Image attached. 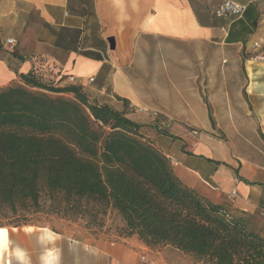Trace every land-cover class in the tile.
Masks as SVG:
<instances>
[{
  "label": "crops",
  "instance_id": "1",
  "mask_svg": "<svg viewBox=\"0 0 264 264\" xmlns=\"http://www.w3.org/2000/svg\"><path fill=\"white\" fill-rule=\"evenodd\" d=\"M227 1L243 16L218 18ZM263 31L264 0H0V89L33 73L125 110L184 185L263 233L264 62L251 51ZM16 231L0 226V264H38ZM55 242L43 264H205L120 231L95 240L42 228L38 243Z\"/></svg>",
  "mask_w": 264,
  "mask_h": 264
},
{
  "label": "trees",
  "instance_id": "2",
  "mask_svg": "<svg viewBox=\"0 0 264 264\" xmlns=\"http://www.w3.org/2000/svg\"><path fill=\"white\" fill-rule=\"evenodd\" d=\"M20 78L24 85L0 89V214H20L15 228L41 209L43 181L49 198L76 211L83 201L117 211L120 232L152 249L171 246L205 264H264V232L184 185L125 110L79 86Z\"/></svg>",
  "mask_w": 264,
  "mask_h": 264
},
{
  "label": "rangeland",
  "instance_id": "3",
  "mask_svg": "<svg viewBox=\"0 0 264 264\" xmlns=\"http://www.w3.org/2000/svg\"><path fill=\"white\" fill-rule=\"evenodd\" d=\"M185 57L189 51L183 49ZM180 52V53H182ZM41 209L37 213L27 214V225L18 227V231L12 233V239L24 238V243L32 242L37 247L36 256L38 264H43V257L48 249H56L53 245L38 243L42 228H47L56 234L69 232L78 238H91L98 240L109 235L112 231H120V224L124 222L122 216L108 206H101L96 202L83 201L76 211L74 207L66 206L61 196L48 197L44 182H41ZM18 222H23L20 214L4 212L0 214V225L10 230L16 227ZM32 226L33 232L24 231L25 227ZM158 249V248H157Z\"/></svg>",
  "mask_w": 264,
  "mask_h": 264
},
{
  "label": "built area",
  "instance_id": "4",
  "mask_svg": "<svg viewBox=\"0 0 264 264\" xmlns=\"http://www.w3.org/2000/svg\"><path fill=\"white\" fill-rule=\"evenodd\" d=\"M245 7L242 5H239L237 3L227 1L223 4L219 5L214 13L218 18H224V19H237L243 16L245 12ZM6 44H9L11 46H15L16 42L12 39H7ZM251 51L254 52V55L252 56V60L254 61H261L264 62V31L260 34L258 39L251 44ZM76 81L75 77H70V82L74 83ZM92 82L93 79H90ZM146 114L152 113V116L155 118L160 117L162 114L159 112H150L146 111ZM173 161V160H172ZM233 195H236V192L233 193ZM264 216V213H262ZM142 261L147 264H158L155 261L148 260L145 256H142Z\"/></svg>",
  "mask_w": 264,
  "mask_h": 264
},
{
  "label": "water",
  "instance_id": "5",
  "mask_svg": "<svg viewBox=\"0 0 264 264\" xmlns=\"http://www.w3.org/2000/svg\"><path fill=\"white\" fill-rule=\"evenodd\" d=\"M108 42L110 44L111 50H114L115 49V40H114V38H109Z\"/></svg>",
  "mask_w": 264,
  "mask_h": 264
}]
</instances>
